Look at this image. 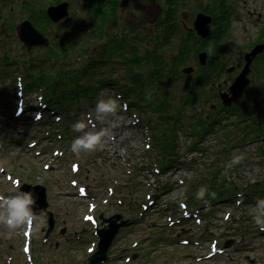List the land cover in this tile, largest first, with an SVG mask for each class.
Listing matches in <instances>:
<instances>
[{
  "label": "rangeland",
  "instance_id": "obj_1",
  "mask_svg": "<svg viewBox=\"0 0 264 264\" xmlns=\"http://www.w3.org/2000/svg\"><path fill=\"white\" fill-rule=\"evenodd\" d=\"M62 1L67 0H0V58L9 52L13 61L0 67L1 75L9 73V77L0 80V192L12 196L13 191L20 190L21 184L44 185L48 209L54 218L48 233V215L33 213L29 202L23 200L22 207L28 205L35 215V224L25 236L29 225L21 208L0 201V264H88V257L97 250L98 241L92 224L97 218L98 227L102 228L108 223L104 218L114 214L131 220L109 250L112 259L100 264H264V231L260 229L264 226V188L260 184L264 181V141H248L242 145L238 142L240 137L232 140L226 136L225 139L224 136L232 132L231 128L210 129L201 137L191 132L199 125L196 116L201 114L206 123L212 120L215 111L210 104L216 97L208 90L216 87L226 75L219 80L213 78L211 85L207 84L204 89L196 87L198 98L191 104L184 103V84L186 89L187 84L192 85L191 78L195 74H172L162 87L172 97L176 108L170 112L182 116L176 120L173 132L176 137H173L175 146L171 154L175 162L168 169L155 171L153 168L154 162L160 167L157 161L163 157L160 147H155L152 141V130L155 134L159 128L158 115L150 116L153 127L145 130L143 112L138 106L133 107L135 101L125 97L122 83L101 89L93 105L83 101L79 106L58 110L55 114L43 111V119H35L38 111L43 110L37 98L39 91L22 93L16 75L23 70L21 65L28 62L44 64L46 61H41L39 55L48 54V47L28 48L19 39L16 28L26 19L27 4L42 10ZM68 1L67 18H63L60 25L53 23L42 31L51 44L55 36H75L74 47L68 48L67 55L61 54L66 61L55 59L63 68L76 71L82 68L87 60L100 55L105 40L115 36L126 38L128 42L138 40L136 45L141 53L153 47L154 40L143 35L151 33L155 37L157 34L152 9L154 0L146 4L129 0L126 5H121L119 0L115 12L109 2L105 6L108 18L106 16L104 34L100 38L97 36L101 30L99 14L87 12L90 0ZM209 2L180 0L179 20L193 27L199 3ZM227 3L230 24L221 41L225 46L218 57H225L229 67L234 63L242 66L244 54L250 50L251 43L252 46L255 43L258 31L262 34L264 0H228ZM158 10L157 19L162 14ZM258 13H261L259 21ZM138 34L141 37L137 39ZM165 52L171 58L175 53L168 49ZM118 62L109 64L107 76L111 80H122L125 85L128 69L126 65L118 68ZM52 64L50 61V69ZM185 65L199 67L197 58ZM143 71L151 73L148 68ZM118 91L122 92V98L117 97ZM207 94L209 101L205 100ZM125 99L127 107L123 105ZM21 100L25 110L21 116H16ZM192 105L197 111L190 109ZM134 113L143 117L144 123L133 124ZM57 115L61 120H56ZM89 119L92 122L86 124ZM240 119L235 114L230 119L220 118L221 124L234 122L232 129ZM158 131L163 135L162 130ZM169 135L172 138L171 132ZM35 141V146L29 145ZM214 181L236 191L259 184V194L257 189L251 190L256 201L247 202V195L241 197L229 191L224 200L210 203L206 200L207 191L201 188L209 189L205 185ZM166 184L171 187L162 193L161 186ZM80 189L88 195L82 197ZM25 193L29 194L28 189ZM192 196L199 210H192L190 201L188 206L192 208L190 212L197 211L194 215L198 216L182 219L185 211L180 202ZM149 198L154 199L152 204ZM222 198L224 196L217 199ZM91 214L94 222L87 218Z\"/></svg>",
  "mask_w": 264,
  "mask_h": 264
},
{
  "label": "trees",
  "instance_id": "obj_2",
  "mask_svg": "<svg viewBox=\"0 0 264 264\" xmlns=\"http://www.w3.org/2000/svg\"><path fill=\"white\" fill-rule=\"evenodd\" d=\"M57 1L59 0H56V2ZM141 1L148 3L150 0ZM109 2L111 3L109 4ZM227 2L228 0H210L207 4L199 3L196 12H205L213 19L211 35L207 39H201L198 37L194 31L188 29L186 25L187 23L184 20H179L180 0H157L162 14L154 24V31H157L156 36L153 37L151 33H145L143 35V38L144 36H148L150 40H154L153 47L145 52L141 53L139 51V48L136 45V41L138 40H136L135 43L132 42V40H129L128 42V39L126 38L115 36L108 38L103 42L101 52L99 53L100 55L95 57V59L90 58L83 64V67L77 69V71L75 69L70 70V67L63 68L58 60L55 61V59H59L63 62L66 61L61 54L67 55L68 48L74 47L75 36H72L74 39L72 37L68 38V36L65 35L62 38L55 36L56 40L45 47L46 49L48 47V54L39 55L41 61H46L48 63L44 62L43 64L31 59L33 62L21 65V69L23 70L19 71L21 73L18 74L21 76V79H23V84L27 93L39 91L50 109L57 108L58 110L63 111L70 110V107L75 105L79 106L83 101L89 102L93 105L96 103V99L98 100L99 91L101 89L109 84L114 85V83L117 82L122 83V88L125 89V93L128 95L125 97L128 99L131 98L135 101L133 107L138 106V108L142 110L141 112H143L142 114L145 117V122L151 129L153 126L150 121H153V119H150V116H154L155 114L158 115L159 120H157V122L159 128H157L155 134L152 130L153 143L155 147L159 146V150L163 152V157L158 161L161 170L165 168L168 169L172 163L175 162L171 154V151L173 153V148L175 146L173 137H176V133L173 136V132L176 130V120H180V117L182 116H179L181 114L174 115L170 112L171 109L175 110L176 108H174L172 97L165 89H162V87L166 85L167 79L168 81L170 80L169 78L172 74L181 76L183 73L181 72L180 67L187 64L192 58H197L200 50H209L210 61L216 59L218 55H220V52L223 49L221 41L230 24V15H228L230 7ZM25 4L26 2L24 5ZM108 4L112 5V9L115 12L119 5V0H90L87 9V12L91 15L92 13H95V15L99 14L101 19L99 24V29L101 30L97 35L99 38L104 34L102 28L105 27L103 24L108 18L105 7ZM26 7L28 8L26 11V18L30 19L38 29L43 31L47 30L48 26H52L53 23L46 14L45 9L36 10L33 4H27ZM137 36V39L141 37L140 34ZM69 40H71L73 44H71ZM167 49L168 51H175L172 58L166 54L165 51H167ZM91 56L92 55H90V57ZM10 58L11 56L9 52H6L5 56L2 59L0 58V67L1 64L13 62ZM50 61L53 62L52 69L49 68ZM114 61H119L118 68L123 67L122 65L127 66L128 71L125 76V85L122 80H111L110 77L107 76V74H109L108 66ZM17 63H19L18 60L16 61V64ZM57 65L60 66L59 69H57ZM29 68H32L33 72L29 71ZM144 68H148L151 73H145L143 71ZM1 70L2 69H0V71ZM7 77H9L8 72H6V74H0V80ZM198 85L199 80H195L192 85L187 84V89L186 84H184V103L187 102V98L189 97L188 92L195 95L199 93L196 91ZM115 86L117 87V85ZM160 89L162 94L159 91ZM121 93L122 92L118 91L117 97L122 98ZM159 95L162 97H158ZM164 97L166 99H164ZM126 99L125 101H127ZM157 104L159 107H157ZM234 114L239 119L243 117V119H240L237 122L235 121L236 124L233 125L234 129L231 127L234 122L221 124L222 120H220V118L222 119L225 116L229 117L230 114L225 116H212L214 118L208 123L204 121L201 114L198 117L195 115L196 123L199 125L198 127L195 126L191 132L201 137L203 136V133L210 131V129L223 128V130H226L231 128L230 131L232 132L226 134L224 136L225 139L226 136H229L232 140H238L237 138L240 137L238 142L242 145L250 141L249 139H252V141H264V123L261 120L258 118L249 120L246 113L238 115L235 112ZM147 116H149V118ZM155 124L157 126V123ZM158 129L164 132L163 135L160 134ZM169 132H171L172 138L170 137ZM224 142L227 141H223L222 143ZM215 182L216 181L209 185H205L208 186L207 188L209 189H206L204 186L201 188V190L207 191L206 200L210 203L224 200L227 192L234 191V189L226 187V184L224 183L218 185ZM260 182L262 187H264V181ZM253 187L259 188L258 185H247V188L250 190L249 193H247L250 202H254V194L251 192ZM223 196L224 198L217 199L218 197ZM189 199L192 204H196V198L194 196L191 198L189 197Z\"/></svg>",
  "mask_w": 264,
  "mask_h": 264
},
{
  "label": "water",
  "instance_id": "obj_3",
  "mask_svg": "<svg viewBox=\"0 0 264 264\" xmlns=\"http://www.w3.org/2000/svg\"><path fill=\"white\" fill-rule=\"evenodd\" d=\"M129 0H121V5H126ZM155 12L154 17L157 19V9H159L154 0V5L152 7ZM47 13L49 17L54 22H59L63 18L69 15V2L62 1L58 4L51 5L47 8ZM212 27V17L205 12H198L193 21V29L196 30L197 34L203 38H207L211 34ZM17 33L19 38L25 43L29 48L39 45L47 46L49 45V39L40 32L29 19L23 20L17 26ZM264 50V43L256 45L251 51L245 54V66L241 72L237 75L235 81L231 85L232 97L230 100L226 101L230 103L233 100L238 99L248 85L250 79L248 77L251 71V62L258 52ZM207 52H201L199 54V61L201 64H205L207 60ZM194 68L192 66L185 67L184 72H192ZM29 194H26L27 191ZM13 194L20 199L27 200L32 206L34 212L39 214L41 212H46L49 215V231L52 229L54 224V218L52 212L48 209L49 202L47 200L46 187L44 185H31L24 184L20 190L14 191ZM39 205H38V204ZM121 214H114L109 218H105L107 225L98 229L97 235L99 237L97 250L88 257V264H100L108 259V250L113 243L116 235L118 234L120 228L128 224L127 219H123ZM229 243V242H228Z\"/></svg>",
  "mask_w": 264,
  "mask_h": 264
},
{
  "label": "flooded vegetation",
  "instance_id": "obj_4",
  "mask_svg": "<svg viewBox=\"0 0 264 264\" xmlns=\"http://www.w3.org/2000/svg\"><path fill=\"white\" fill-rule=\"evenodd\" d=\"M260 19L261 13H258L257 20L259 21ZM261 33L262 34H260L259 30L253 46L251 43L250 50L257 44L264 43V27H262ZM221 44H223V42H221ZM227 63L228 61L225 60V57H217L208 62L206 66H202L201 68L196 67V72L193 73L195 75L191 78V81H193L196 80L197 77H201L202 79L199 81V84L200 88L204 89L207 84L208 86L211 85L213 78L219 80L222 75H226L224 80L220 81L216 87L212 86L208 90L210 95L216 97V101L214 100V103L210 104L212 110L215 111L212 116L224 115L226 113L225 115L230 114L228 117L230 119L235 112L246 113L249 120L254 119L257 115V118H262V122L264 123V94H262L264 92V51L258 53L253 58L251 62V71L249 73L250 81L245 87L242 96L238 98L237 101L234 100L231 104L226 103V101L230 100L232 97L230 88L238 73H240L245 66V60L242 66L238 63H234L229 67ZM209 94L206 95V101L211 99ZM197 98L198 96L191 97V103L195 102ZM207 117L209 118L210 115ZM241 119H243V117H241Z\"/></svg>",
  "mask_w": 264,
  "mask_h": 264
}]
</instances>
